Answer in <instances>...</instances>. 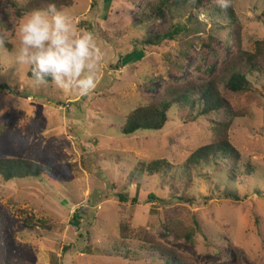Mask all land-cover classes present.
I'll list each match as a JSON object with an SVG mask.
<instances>
[{
    "label": "rangeland",
    "instance_id": "1",
    "mask_svg": "<svg viewBox=\"0 0 264 264\" xmlns=\"http://www.w3.org/2000/svg\"><path fill=\"white\" fill-rule=\"evenodd\" d=\"M27 1L0 0V28L14 31L27 14L19 13ZM155 1L75 0L63 10L80 29L95 32L109 53L104 75L88 96L39 84L28 76V66L16 62L15 42L11 51L0 46V156L50 165L58 176L0 177V264H160L156 253L144 250L141 259L106 253L123 239L120 228L126 223L129 230L144 229L172 249L175 264H181L177 255L187 264H264V72L248 71L259 95L234 96L248 110L230 130L242 166H257L254 178L241 173L234 182L219 183L225 177L207 179L191 171L188 183L181 179L188 156L212 142L210 117L186 122L173 109L162 131L121 132L125 115L162 100L169 84L212 77L227 81L235 70L231 62L237 45L227 13H216L217 0L179 12L184 21L190 15L202 21L204 31L147 44L142 59L121 62V56L133 53L135 43L143 47V41L157 40L172 26L171 21L142 15ZM234 7L242 46L254 51L256 42L264 40V0H234ZM211 33L216 38L204 47L203 39ZM156 159L171 163L169 173H139L143 163ZM131 175L140 187L128 184ZM225 188L238 191L242 200L224 197ZM150 193L158 199L151 200ZM118 194L129 199L124 202ZM76 212L80 225L74 221ZM122 241L134 252L139 248L134 237Z\"/></svg>",
    "mask_w": 264,
    "mask_h": 264
},
{
    "label": "trees",
    "instance_id": "2",
    "mask_svg": "<svg viewBox=\"0 0 264 264\" xmlns=\"http://www.w3.org/2000/svg\"><path fill=\"white\" fill-rule=\"evenodd\" d=\"M50 2L55 3L58 9L64 10L73 6L75 0H28L24 6L19 8V13L26 14L33 9L47 7ZM207 2L208 0H157L146 5L141 12L142 15L146 17L157 16L171 21L172 26L167 32L158 35L157 40L152 38L143 41V47H139L135 43L133 53L121 56V62L125 60L126 63H134L142 59L146 54L147 44H160L167 39L175 40L182 35L186 36L194 32L204 31L205 27L202 21L192 15L184 21L179 12H192L194 9L203 7ZM225 12L230 19V32L237 45L236 64L235 58L231 62L234 63L235 70L231 72L228 80L222 81L218 77H212L201 83L169 84L164 89L162 100L152 101L130 110L125 115V121L120 128L124 135H132L139 131H162L169 123L170 112L173 109H176L178 117L186 122L195 121L199 117H210L213 131L212 142L198 147L188 156L185 163L186 169L180 173L181 179H186V183L191 180V171H197L198 175L207 179L213 178L215 174L225 177L219 178V183L234 182L240 177L241 173L246 179L254 178L258 174L256 165L247 162L242 166V153L231 140L230 130L234 121L245 116L248 110L245 105L238 104L234 100V96L243 94L248 98H252L259 95V91L248 78V71L264 72V40L256 42L254 51L244 50L242 46V25L235 11L234 0H230V6L226 9L220 6L217 7V15H223ZM261 18L264 21V13ZM0 30L3 29L0 28ZM215 38L216 35L211 33L207 39H203L204 47L212 46ZM4 46L9 51L13 49L12 42H7ZM28 76L33 78L30 69ZM48 83H51V81L49 80ZM170 166L171 163L168 160L156 159L143 163L139 173L146 169L150 174H167ZM0 177L5 181L40 177L58 178L56 171L50 165L22 157L5 156H0ZM127 182L129 185L136 183L137 187L141 186L135 175L129 176ZM118 196L124 202L129 199V196L124 194H118ZM223 196L236 201L242 200L238 191L232 188H225ZM149 198L151 200L158 199L154 193H150ZM131 200L136 203L138 200L137 194ZM2 217L3 214L0 211V220ZM74 221L80 225V215L77 212L74 215ZM129 229L128 223L123 224L120 228L121 236L123 239L136 238L139 241L137 251L134 252L128 249L122 244L124 242L122 239L114 242L113 252H106L107 250H103V252L131 259L130 256L132 257V255L140 258L141 252L144 250L156 253L160 264H175L174 256L176 255H174L172 249L157 242L144 229H142L143 231L141 229ZM183 236L188 239L191 238V234L188 233ZM87 240L89 242L87 247L89 248L91 247V238L88 237ZM177 259L181 264L188 263L184 256L177 255Z\"/></svg>",
    "mask_w": 264,
    "mask_h": 264
},
{
    "label": "clouds",
    "instance_id": "3",
    "mask_svg": "<svg viewBox=\"0 0 264 264\" xmlns=\"http://www.w3.org/2000/svg\"><path fill=\"white\" fill-rule=\"evenodd\" d=\"M228 8L230 0H217ZM15 42L16 62L29 67L42 85L49 80L60 91L90 95L101 81L109 53L93 31L80 29L76 21L55 3L22 16L14 31L0 30V46Z\"/></svg>",
    "mask_w": 264,
    "mask_h": 264
}]
</instances>
